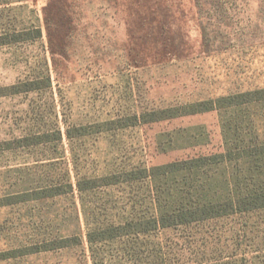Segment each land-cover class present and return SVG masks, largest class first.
Here are the masks:
<instances>
[{
    "label": "rangeland",
    "instance_id": "rangeland-1",
    "mask_svg": "<svg viewBox=\"0 0 264 264\" xmlns=\"http://www.w3.org/2000/svg\"><path fill=\"white\" fill-rule=\"evenodd\" d=\"M263 204L264 0H0V264H264Z\"/></svg>",
    "mask_w": 264,
    "mask_h": 264
},
{
    "label": "trees",
    "instance_id": "trees-1",
    "mask_svg": "<svg viewBox=\"0 0 264 264\" xmlns=\"http://www.w3.org/2000/svg\"><path fill=\"white\" fill-rule=\"evenodd\" d=\"M260 195L258 196H253V201L258 200ZM227 205L231 206L232 211L240 209V204L239 202H236L234 200H231ZM264 206V204H263ZM229 213V212H228ZM220 214L215 213L212 207L208 206H197L196 208H189V209H183L179 210L177 212H167L165 210H162L160 212L159 216H153L146 218L140 226H135L134 228V223L132 222H127L124 226H118L115 228H112L110 230L111 233H109L110 237L113 236H119V235H126V234H135V233H145V232H151L154 231L160 227L167 228L175 224H182V223H187V222H192L194 220H203L207 219L210 217H215ZM130 228V229H129ZM120 229L122 232H120ZM113 231H118V232H113ZM107 233V232H103ZM92 241V240H91Z\"/></svg>",
    "mask_w": 264,
    "mask_h": 264
}]
</instances>
